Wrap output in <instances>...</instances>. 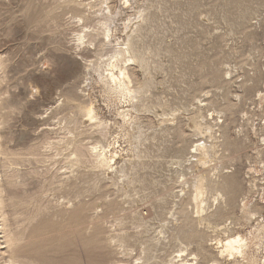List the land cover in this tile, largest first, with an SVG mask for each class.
I'll return each mask as SVG.
<instances>
[{"label": "rangeland", "instance_id": "374dc122", "mask_svg": "<svg viewBox=\"0 0 264 264\" xmlns=\"http://www.w3.org/2000/svg\"><path fill=\"white\" fill-rule=\"evenodd\" d=\"M0 62V264H264V0H0Z\"/></svg>", "mask_w": 264, "mask_h": 264}, {"label": "bare ground", "instance_id": "6f19581e", "mask_svg": "<svg viewBox=\"0 0 264 264\" xmlns=\"http://www.w3.org/2000/svg\"><path fill=\"white\" fill-rule=\"evenodd\" d=\"M68 5V4H67ZM108 14H109V12H108ZM105 15V14H104ZM108 18H109V15H108ZM82 19V18H81ZM106 21H107V19H106ZM101 25V24H100ZM104 24H102V27L104 28ZM102 27L100 28L101 30L100 31H102V33H104V35L105 36H108L107 35V33L106 32H104L103 31V29H102ZM99 28H98V30H99ZM93 33V32H92ZM96 33V32H95ZM106 33V34H105ZM88 35H90V34H88ZM85 37L84 36H80V35H77L76 36V41L78 42V43H82L83 42V39H84ZM128 38V37H127ZM93 39H94V37H93ZM94 42H95V40H93ZM104 42V41H103ZM132 42H133V40L129 37L128 38V43H127V46H128V48H127V51H130L129 52V54H130V58H131V60H134V61H136V62H138V63H143L144 62V56L141 54V53H138V52H135V51H133L132 49H131V47H130V45L132 44ZM103 44V43H102ZM104 46V45H103ZM102 47V46H101ZM129 47H130V50H129ZM98 49H99V47H98ZM129 57V56H128ZM126 58V57H125ZM66 60H67V62L69 63V62H71V58H69V57H67V58H65ZM76 63V62H75ZM0 65H1V62H0ZM73 65V64H72ZM70 66V65H69ZM83 67V66H82ZM81 67V68H82ZM131 71V70H130ZM119 76L121 77V78H118L117 76L115 77L113 74L110 76V78L109 79H107L106 80V83H107V85L109 84L110 85V83H112V82H114V81H118L119 83H123V86L125 87V89H127V90H130L129 88H128V84H131L132 82H133V80L134 79H132V77L131 76H133V75H131L130 74V72L129 71H127L126 70V68H124V69H121L120 68V71H119ZM132 80V81H131ZM135 81V80H134ZM145 83V82H144ZM149 85V84H148ZM137 86V85H136ZM122 86L120 85V88H121ZM82 88V87H81ZM145 87H144V85H142V86H137L136 88H134L133 89V94H135V96H137V97H141V95H142V92H143V89H144ZM122 89V91L124 90L123 88H121ZM120 89V90H121ZM127 90H125V91H127ZM79 93V92H78ZM78 93L75 91V93L73 92V91H70L69 93H67L66 95H64V99H65V102L67 103V105H69V103L70 102H77V109L80 111V112H83L84 113V117L86 118V121H88V122H91L92 121V123H93V121L95 122V120L96 119H101V117H98L97 116V112L95 111V109H94V107L92 106V105H87V106H82L81 105V101H79V99L77 100V95H78ZM51 103V102H50ZM65 103V104H66ZM72 104V103H71ZM75 104V103H74ZM61 105V104H60ZM62 106V105H61ZM70 106V105H69ZM60 107V106H59ZM67 107V106H66ZM58 108V107H57ZM76 110V109H75ZM42 118V117H41ZM41 118L39 117V118H36V120L37 121H41ZM75 119H77V118H75ZM43 120V119H42ZM103 120V119H102ZM72 121V120H71ZM98 121V120H97ZM78 122V121H77ZM76 122V123H77ZM101 123H103V121H100ZM71 123H75V120L73 121V122H71ZM74 124L73 126H75V128H76V125L77 124ZM99 123V122H98ZM80 124V123H79ZM100 124V123H99ZM104 124H106V123H104ZM72 127V126H71ZM73 128V127H72ZM70 129V128H69ZM75 147H77V146H75ZM77 149V148H76ZM77 151V150H76ZM105 152V151H104ZM104 152H103V150H101L99 153H98V155H97V158L99 159V164L101 165V167H104V166H106V165H109V164H107V158H106V156H105V154H104ZM200 159V158H199ZM109 162V161H108ZM15 164V163H14ZM12 165V164H11ZM18 165V164H17ZM108 167V166H107ZM16 168V167H15ZM9 170V169H8ZM13 170H14V168H13ZM17 170V169H16ZM15 171V170H14ZM12 172V171H11ZM14 174V173H13ZM13 174H10V175H13ZM16 174H18V173H16ZM8 175V174H7ZM15 176H18V175H15ZM8 177V176H7ZM9 178H10V176H9ZM12 178V177H11ZM18 179V178H17ZM6 180H8V179H6ZM13 180V179H12ZM12 180H10L11 182H9V181H7L6 183H5V180H4V183L5 184H7L8 186L9 185H11V183H12ZM14 181V180H13ZM197 182H199V181H197ZM196 183V182H195ZM2 184V183H1ZM13 184V183H12ZM199 184H201V182L199 183ZM15 185V183L13 184V186ZM196 185V184H195ZM13 186H10V187H13ZM3 188H4V185H0V234H3L4 233V231H6V227H7V225H6V223H7V220H6V218H5V216H4V213H3V204H2V200H1V197H2V195L1 194H3ZM9 188V187H8ZM203 187H201V189H202ZM211 188V187H210ZM6 189V188H5ZM193 189H195V191L193 192L194 194H193V198H194V200L195 201H199L201 198H202V196H204L205 194H204V192H203V190H201V189H199V187L198 186H196V188L194 187ZM204 189V188H203ZM206 190H208V189H205V191ZM9 191V190H8ZM11 191V190H10ZM209 191V190H208ZM5 193V192H4ZM43 193V192H42ZM204 198V197H203ZM202 198V199H203ZM200 202V201H199ZM38 210H39V208H38ZM200 210H202V207L200 208ZM7 216V215H6ZM7 232V231H6ZM119 239V241H120V238H118ZM4 240V239H3ZM123 240V239H122ZM5 241H7V245H9L10 243H11V240H10V238L9 237H6V239H5ZM9 243V244H8ZM245 244V241H244V239L242 238V237H240V236H236V237H234V238H231V239H227L226 240V242H217V244H216V246L217 247H219L220 246V253L221 254H227L228 256H233L234 254H239L240 252H241V248H242V245H244ZM11 245V244H10ZM148 249V248H147ZM102 264H108L107 262H105V263H102ZM187 264V263H186ZM207 264H221L218 260H212V261H209V263H207Z\"/></svg>", "mask_w": 264, "mask_h": 264}]
</instances>
